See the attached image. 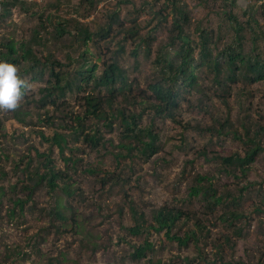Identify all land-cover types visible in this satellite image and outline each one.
<instances>
[{"label":"rangeland","instance_id":"1","mask_svg":"<svg viewBox=\"0 0 264 264\" xmlns=\"http://www.w3.org/2000/svg\"><path fill=\"white\" fill-rule=\"evenodd\" d=\"M2 1L5 0H0V3ZM7 1L12 5H8L5 12L4 5L0 4V50L9 39H14L17 45L23 41L30 42L35 45L40 58L47 57L60 61L72 71L79 68L76 63L79 61L84 63V57L92 65L98 63L100 67L97 70L98 75L104 71L105 61L109 64L119 60L129 82L138 81L139 89H147L150 83L160 79L158 71L161 67L156 66V58L159 54L164 53L174 63L179 60V45L172 48L164 47L171 36L169 29L176 17L170 13L174 3L172 0L157 2L156 0H95L94 7L82 0H62L59 9L51 6L58 4V0H24L34 3L29 10H23L19 4L15 5L13 2L16 0ZM146 1L150 2L151 7L145 8ZM165 2L168 3V14L165 11L163 14L166 21L158 23L157 18L153 20V13L158 11ZM222 4L221 0L205 5L198 0H179L175 4V7L182 8L190 19V23L184 26V35L189 37L190 44L194 47L195 64L198 62L201 49L199 34L204 30L203 33L207 34L208 50L212 53L213 59L218 58L223 64L221 66L225 68L224 59L226 58L220 56L235 43L234 34L236 33L233 27L235 23L228 19V15L232 9L238 14L240 20L246 21L250 16L247 14L245 17L244 9L240 6L224 8ZM240 4L246 9L250 7V2L247 0H241ZM115 13L118 20L125 21L128 27L136 26L140 34L151 32L150 34L156 38L150 58H144L141 52L135 59L131 55L133 45L129 43L125 44L123 53L116 54L118 47L116 42H120L124 37V34L118 33L117 22L112 27L111 36L107 40L95 37L88 46H85L83 39H78V27L81 22L87 24L92 32H96L100 26L109 22L110 16ZM260 18L258 29L256 25L245 26L246 30L243 32L241 42L237 41L234 44L235 47L241 45L243 55L252 60L259 54L264 59V42L260 34L264 31V19ZM67 21H69L68 24ZM60 23L71 32L63 34L61 29H58ZM154 25L158 26V30H152ZM37 32L42 39L39 44L35 38ZM196 75L198 83L206 89L208 98L205 97L201 104L195 100L196 95L185 94L186 99L179 100L178 107L174 111L177 120L183 124L190 123L192 126L197 124V128L210 126L213 119L219 115L207 114L204 107L209 106L211 111L212 107L225 111L222 100L216 97L217 93H225V99L230 102L233 110V121L237 123L238 118L242 120L245 117V114L240 113L239 101H242V98L238 97V90L244 88L254 95L248 101V104H252V111L249 112L251 122L264 126V82L249 84L250 81H248L255 74L245 71L241 77L242 81L236 82L227 80V74L217 75L208 67L201 66L197 68ZM216 75L225 82L222 86L218 87L213 81ZM31 78L32 76L25 78L30 87L19 102L18 108L37 112L34 101L42 98V88L49 84L50 76L48 74L45 80L41 81H33ZM90 87H94V84ZM228 88L231 90L229 91ZM138 92L136 90L134 94ZM95 94L100 95V90L95 91ZM102 94L110 95L107 89L102 91ZM84 95L78 91L69 92L62 101L67 100L73 106H67L66 111L75 108L84 113L79 104ZM26 97L33 99L28 106L25 102ZM121 99L119 97V100ZM215 108L214 113L217 111ZM153 114L154 112L146 114L144 124L154 119L159 133L157 143L159 150L148 161L141 156L135 159L122 158L121 162L117 159L112 152V149L115 152L120 151L114 148V145L120 142L122 132L121 125L117 124L114 130L104 129L106 139L104 142L114 139V145L102 143L98 151L89 147L85 140H72L71 145L82 148L80 152L76 150L81 161L73 164L65 161L58 148L57 150L53 148L52 152L51 144L46 142L38 132L39 129H43L48 136H51L54 135V129L38 123L36 126L31 125V121L36 122V115H33V120H27V123L23 124L12 117L10 110L0 109V261L12 264V260H4L6 249L17 245L24 247L29 241L32 243L31 238L40 232L47 238L46 242L38 248L41 254L34 253L30 259L16 261L15 264H48L50 260H59L67 264H152V262L264 264V213L255 211L264 187L262 184L264 183V154L260 156L247 179L219 174L216 172L219 162L214 158L218 154L222 157L234 153L243 154L246 146L241 141L235 140L232 136L218 138L209 133H200L198 130H185L181 124L171 119H155ZM38 153H49L58 171L73 176L72 180L75 182L74 186L78 188V194L73 197L65 196L64 202L77 208V218L85 220L86 234L89 233L95 237L94 242L100 246L99 251L94 253L81 247L80 240L86 234L72 233V226L66 227L67 233L66 230L64 233H58L56 228L51 227L52 218L48 212L39 210L43 207L49 209L55 204V196L48 194L46 190L36 194L34 200L36 207H33V201L27 204L28 209L23 217L10 216V198L13 197L10 188L16 183H21V179L24 178L22 167L25 164H29L32 160L31 166L34 167L42 162V159L38 158ZM68 154L70 155L71 152L69 151ZM16 162L21 167L20 171H15ZM97 165L100 169L97 173L88 172L90 168H95ZM42 169L46 168L43 166ZM2 170L7 175H3ZM108 174L111 175L110 179H117L121 185L113 182V179L109 185L104 186L102 177ZM197 176L208 178L212 176L210 185L215 193L218 196L229 194L230 198L224 197L223 203L212 212L204 209L201 199L189 200V189L195 185ZM249 183L253 185L240 194V189ZM61 192L62 189L59 188L56 193ZM19 196H25V193ZM86 199L89 200V205L86 204ZM164 206H173L197 214V220L180 223L174 229L177 236L184 237L189 230L198 233L196 221L201 222L202 228L197 236V243L195 240H190L186 246H180L176 242H169L164 233L158 234L153 230L142 237L134 236L129 232V229L137 225L132 207L139 213L147 215L149 224H152L154 211ZM230 213L240 214L243 217L231 219L233 222L230 223L227 218H224ZM56 223L62 224V222ZM225 237L230 238L231 245L223 242ZM147 240L154 244L155 252L150 253L147 259L134 261L132 255ZM186 258H188L187 263Z\"/></svg>","mask_w":264,"mask_h":264},{"label":"trees","instance_id":"2","mask_svg":"<svg viewBox=\"0 0 264 264\" xmlns=\"http://www.w3.org/2000/svg\"><path fill=\"white\" fill-rule=\"evenodd\" d=\"M82 1L93 7L96 2L95 0ZM157 1L159 0H156V2ZM177 1L179 0H172L174 3L170 13L174 14L176 17L169 29L171 36L164 44V47L172 48L175 45H179V60L177 63H174L173 60L168 59L164 53H162V55L159 54L156 58V66L161 67L160 70L157 68V70H159L158 75L160 79L155 83H150L147 89L137 88L140 86L138 81H134L133 83L129 82L128 76L119 63V60L109 64L105 61V69L101 75H98L97 70L100 68L99 64L95 63L92 65L91 62L84 57V63L79 61L76 63L79 65V68L72 71L66 68L60 61L51 60V58L47 57L40 58V53L35 50V45L30 42L23 41L17 45L14 39L7 40L0 50V60L17 65L18 75L23 80H25L27 76H32L31 79L33 81H41L48 74L50 76L49 84L42 88V98L34 101L37 112H32L28 109H20L17 106L16 109L10 110L12 117L16 119V121L25 124L27 120H33V115H36V122L31 121V125L36 126L38 123L43 124L47 128L54 129V135L51 136H48L43 129L38 130L42 138L51 144V151L53 152V148L56 150L58 148L59 153L67 163L76 164L81 161V158L76 154V150L80 152L82 148L71 145L72 140H85V143H87L89 147L94 151H98L102 143H112V145H114V139L104 142L106 141L104 129L114 130L117 124H120L122 127L120 142L114 145V148L120 149V152H115L114 149H112L117 159L121 162L122 158L135 159L141 156L148 161L159 150L157 145L159 133L156 130L154 119L152 118L149 123L145 122L144 124L146 114L148 112H154L153 116L155 119H171L175 123L183 125L185 130H198L200 133H209L218 138L222 136H232L235 140L241 141L246 146L243 154L234 153L226 157H222L218 154L217 158H214L219 162V168L216 172L226 176L231 175L233 178L237 179H247L260 156L264 154V126L260 123H252L249 115V112L252 111V104H248V101L254 97L253 94L248 93L244 88L238 90V97L242 98V101H239L241 107L240 113L245 114V117L243 118L241 116V118H243L242 120L238 118L237 123L233 121V110L230 107V102L225 99V93L216 94V97L222 100L221 102L226 108L225 111L212 107L213 109H217L214 113L213 109L212 111L209 109V106L204 107V111L207 114L209 113L211 116L219 115L216 119H213L211 125L208 127L200 126V128H197V124L193 126L190 125V123L183 124V122L176 119L174 111L178 107V101L186 99L185 94L196 95L195 100L199 101L201 104L205 97L208 98L205 93L206 89H204L197 80L196 71L197 68L201 66L208 67L209 70L217 75L227 74V80H234L236 82L242 81V74L247 71L250 72V74H255V76L248 80L250 81L249 84L264 82V59L262 56L259 54L255 56L253 60L248 59L241 52V45L236 47L234 45L237 41L241 42V37L244 36L243 32L246 30L244 28L245 26L256 25L258 29L261 22L260 17L264 19V0H247L250 2V7L247 9L239 3V0H221L224 8L240 6L244 9V16L250 14V16L247 17L248 20L243 21L239 19L238 14L234 13L232 9L231 11L229 10L230 14L228 15V19L234 21L235 25L233 27L236 33L234 34L235 43L230 46L229 50L222 52L220 56L226 58H223L226 64L225 68L222 67L223 64L218 58L213 59L212 53L208 50L207 34L203 33L205 32L204 30L200 31L199 34L201 49L198 62L197 64L194 63V47L190 44L189 37L184 35V26L190 23V19L182 8L175 7ZM198 1L203 2L204 5L211 2H218V0ZM261 1L263 2L260 3ZM13 3L22 6L23 10H29L34 6V3L24 0H16V2ZM61 3L62 0H58V4H52L51 6L59 9ZM0 4L2 6L4 5V12L7 11L8 5H12V3L7 0L2 1ZM144 5L145 8L151 7L149 1H146ZM152 8H154L153 5ZM167 8L168 3L165 2L158 11L153 13V20L157 18L158 23L163 20L166 21V17L163 14L164 11L168 14ZM79 10L80 7L78 8V11ZM49 19L51 20V17H49ZM116 22L118 24V33L124 34L122 40L118 43L116 42L118 46L116 54L119 53L120 55L123 53L125 51V44L129 43L131 46L133 45L131 55L135 59L138 58L141 52H143L144 58H150L156 38L150 34L151 32L140 34L139 28L136 26L128 27L125 21L121 22L118 20L116 13L110 16L109 22L100 26V29L96 32H92L87 24L81 22L80 27H78V39L81 40L82 38L85 46H88L95 37H100L101 40H107L110 38L112 27ZM68 23L69 21H67V24ZM58 29H61L63 34L71 32L68 31L62 23H60ZM152 30H158V26L154 25ZM38 34L37 32L35 38H37V43L39 44L42 39ZM260 34L264 42V31H261ZM88 51L89 50H87V52ZM217 75L213 81L219 87L225 82ZM92 84H94V87H90ZM106 89L110 95L102 94V91ZM228 89L229 91L231 90V88ZM97 90H100V95L95 94ZM136 90L139 91L138 94H134ZM75 91L85 94L81 97V101H79L84 113L75 110V108H71L68 112L66 111L67 106L72 107L73 105L67 100H62L67 97L69 92ZM119 97L122 99L119 100ZM26 99L25 102L28 106L33 99L29 97H26ZM49 106L53 107L49 108ZM200 109H203V107H200ZM69 151L71 152L70 155L68 154ZM202 154L205 155V153ZM38 158H41L42 162L34 167L31 166L32 160L29 164H25L24 167H22L24 178L21 179V183H16L10 188L13 196L10 198V216L23 217L28 209L27 204L33 201L32 205L36 207V202L34 201L36 194L42 190H46L48 194L55 196V204L49 209L43 207L39 210L41 212H48L50 218H52L51 227L56 228L58 233H64L65 230L67 233L68 229H66V227L72 226V233L76 235L86 234L85 220H79L77 218V208L64 202L66 200L64 199L66 198L65 196L73 197L78 194V188L74 186L75 182L72 180L73 176L63 171H58L49 153H38ZM20 162L22 163V160ZM43 166L46 169L43 170ZM20 170L21 167L19 163L16 162L15 171ZM99 170V166L97 165L95 168H90L88 172L95 174ZM1 172L3 175H7L3 170ZM110 178L111 175L109 174L102 177L104 186L109 185L113 179V182L121 185L117 179ZM121 179L125 181V179ZM210 180H212V176L210 178L197 176L195 185L189 189L188 197L189 200L201 199L204 203V209L206 208L209 212H212L223 203L224 197L229 199L230 195L218 196L213 190L212 185H210ZM205 184L207 186H205ZM262 184L264 186V183ZM252 185L253 184L249 183L243 186L240 189V194L248 190ZM59 188L62 189V192L56 193ZM21 193H25V196H19ZM231 198L232 200L234 199L233 196ZM85 202L89 205V200L86 199ZM132 211L137 225L129 229V232L134 236L142 237L145 236V234H150L148 232L153 230L158 234L164 233L169 242H176L180 246H186L187 242L190 240H195V243L198 242L197 236L202 228V224L199 221H196L198 233L189 230L184 237L177 236V234L174 233V229L177 228L180 223L197 220L198 216L195 212L183 211L173 206H164L154 211L153 222L149 224L147 215L139 213L134 207H132ZM255 211L257 213H264V187L260 195L259 205H256ZM240 217H243V215L236 213H230L224 216L230 223L233 222L231 219L235 220ZM56 222H62V224ZM31 239H33V242H27L24 247L21 245L8 247L4 260H12V264H15L16 261L30 259L34 253L40 255L41 251L38 248L42 243L46 242L47 238L39 232ZM94 240L95 237L88 233L83 235V239L80 240V245L95 253L99 251L100 246L94 242ZM223 242L227 245L232 244L230 238L227 237L223 239ZM154 252V244L147 240L144 245L136 250L132 257L134 260L142 261L147 259L150 253ZM187 260L188 258L185 259L186 263ZM54 263L67 264L59 260H50L48 262V264ZM0 264L5 263L0 261ZM152 264H162V262H152Z\"/></svg>","mask_w":264,"mask_h":264},{"label":"clouds","instance_id":"3","mask_svg":"<svg viewBox=\"0 0 264 264\" xmlns=\"http://www.w3.org/2000/svg\"><path fill=\"white\" fill-rule=\"evenodd\" d=\"M28 87L18 75L17 65L0 60V109H16Z\"/></svg>","mask_w":264,"mask_h":264},{"label":"bare ground","instance_id":"4","mask_svg":"<svg viewBox=\"0 0 264 264\" xmlns=\"http://www.w3.org/2000/svg\"><path fill=\"white\" fill-rule=\"evenodd\" d=\"M248 4V3H247ZM45 80V79H44ZM39 90V89H38ZM45 92V91H44ZM76 110V109H75ZM43 117V116H42ZM151 117V116H150ZM149 123V122H148ZM130 127V126H129ZM131 128V127H130ZM119 131V130H118ZM136 131V130H135ZM180 135V134H179ZM129 137V136H128ZM203 142V141H202ZM124 146V145H123ZM210 147V146H209ZM173 148H175L174 146H173ZM186 149V148H185ZM228 149V148H227ZM179 151V150H178ZM183 151V150H182ZM118 152H120V151H118ZM203 155V154H202ZM217 158V157H216ZM204 160V159H203ZM183 162V161H182ZM145 163V162H144ZM192 163V162H191ZM132 164V163H131ZM208 164V163H207ZM138 165V164H137ZM217 165V164H216ZM212 169V168H211ZM210 173V172H209ZM181 174V173H180ZM121 175V174H120ZM198 175V174H197ZM149 177H151V176H149ZM200 178V177H199ZM121 179V178H120ZM92 206V205H91ZM99 206V205H98ZM97 209V208H96ZM94 210H95V208H94ZM102 210V209H101ZM127 221V220H126ZM125 221V222H126ZM127 223V222H126ZM221 229V228H220ZM120 238V237H119ZM118 244V243H117ZM210 251V250H209ZM92 252V251H91ZM166 253V252H165ZM191 253V252H190ZM221 253V252H220ZM139 254V253H138ZM96 255V254H95ZM120 256V255H119ZM105 257V256H104ZM135 257V256H134ZM214 260V259H213ZM135 261V260H134Z\"/></svg>","mask_w":264,"mask_h":264},{"label":"crops","instance_id":"5","mask_svg":"<svg viewBox=\"0 0 264 264\" xmlns=\"http://www.w3.org/2000/svg\"><path fill=\"white\" fill-rule=\"evenodd\" d=\"M239 3H241V0H239Z\"/></svg>","mask_w":264,"mask_h":264},{"label":"built area","instance_id":"6","mask_svg":"<svg viewBox=\"0 0 264 264\" xmlns=\"http://www.w3.org/2000/svg\"><path fill=\"white\" fill-rule=\"evenodd\" d=\"M263 1H261L260 3H262Z\"/></svg>","mask_w":264,"mask_h":264}]
</instances>
